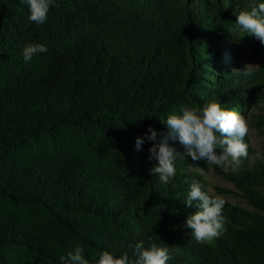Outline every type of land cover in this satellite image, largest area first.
I'll return each mask as SVG.
<instances>
[{
	"label": "trees",
	"instance_id": "1",
	"mask_svg": "<svg viewBox=\"0 0 264 264\" xmlns=\"http://www.w3.org/2000/svg\"><path fill=\"white\" fill-rule=\"evenodd\" d=\"M55 3L38 25L25 0H0V264H64L76 246L86 259L105 250L132 259L140 242L168 246L167 264H264V222L197 243L184 226L198 210L184 203L190 156L163 184L150 171L154 142L136 148L149 127L157 140L166 136L162 120L182 106L233 109L247 100L237 85L228 90L218 56L227 39L209 26L211 8ZM37 43L48 51L26 63L23 48Z\"/></svg>",
	"mask_w": 264,
	"mask_h": 264
},
{
	"label": "clouds",
	"instance_id": "2",
	"mask_svg": "<svg viewBox=\"0 0 264 264\" xmlns=\"http://www.w3.org/2000/svg\"><path fill=\"white\" fill-rule=\"evenodd\" d=\"M29 6V20L38 25L48 19L50 6H59L55 0H25ZM236 27L231 32L239 34V39L245 34L254 35L264 44V3H259L250 11H240L235 22ZM43 44H28L23 48V58L27 63L40 53H46ZM258 65L246 64L242 71L245 76L254 74ZM169 132L162 139L157 140L158 133L149 127L146 137L136 139V148L140 149L145 138L154 142L149 148V159L158 163L151 173L159 177L163 184L170 183L177 174V161L190 156L193 161H207L208 166H216L225 173L240 169L244 160L248 159L249 145L245 137L249 133L248 120L240 113L226 110L217 101L203 106L181 107L180 114H170L166 119ZM178 140L186 149V153L178 152L170 146L168 141ZM219 150V151H217ZM257 159H264L261 153H256ZM187 182V181H186ZM186 206L195 203L198 210L190 214L185 221V227L191 230V237L199 244L211 243L221 235L226 218L223 209L226 200L219 195H210L202 190V185L192 181L184 201ZM84 249L76 246L67 256H61L64 264H90L83 255ZM135 258L130 259L127 254L115 256L109 251H102L92 257L91 264H167L171 259L168 246L145 248L143 242L135 245Z\"/></svg>",
	"mask_w": 264,
	"mask_h": 264
},
{
	"label": "rangeland",
	"instance_id": "3",
	"mask_svg": "<svg viewBox=\"0 0 264 264\" xmlns=\"http://www.w3.org/2000/svg\"><path fill=\"white\" fill-rule=\"evenodd\" d=\"M189 1L194 3L195 7L199 5L205 8L208 5L212 11L209 15V26L215 30L217 38L227 39V47L218 46V56H221L225 64L224 67L221 65L220 69L224 71L227 67L225 74L227 78L230 77L227 81L228 90L231 91V84L237 85V91L247 92V100L237 104L234 110L225 109L240 113L248 120L249 133L245 142L249 145V156L239 170L228 173L216 166L210 168L205 160L193 161L190 157L186 172L193 181L202 185L203 191L210 195H219L226 200L224 209L230 211V214L224 216L228 227L223 228V231L248 230L264 222V159L256 158L257 152L264 156V44L254 35L245 34L239 39V34L229 30L236 27L235 22L240 11H250L259 3H264V0H184L183 7ZM219 9H222L226 18L217 19L220 16ZM226 9L230 13H227ZM208 37L213 36L210 34ZM246 64L258 65L253 75L245 76L239 71L243 70ZM205 81V84H208L214 79L208 77ZM235 99L237 101L239 98ZM165 121L163 119L161 122L162 129L169 131ZM228 215H231V218ZM210 244L215 243L212 241ZM93 256L98 258V254L87 258L90 264Z\"/></svg>",
	"mask_w": 264,
	"mask_h": 264
}]
</instances>
